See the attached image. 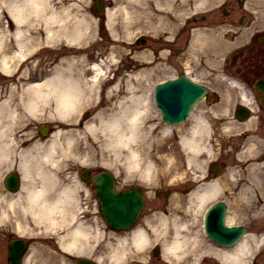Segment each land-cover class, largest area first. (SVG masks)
<instances>
[{"label": "bare ground", "instance_id": "obj_1", "mask_svg": "<svg viewBox=\"0 0 264 264\" xmlns=\"http://www.w3.org/2000/svg\"><path fill=\"white\" fill-rule=\"evenodd\" d=\"M123 8L126 9V5ZM3 12L7 13L9 19L6 29L2 27ZM63 13L62 10L53 8L51 0H0V40L4 41L1 33L4 35L10 33L15 36L18 48H22V44L28 40L26 32L37 34L42 32L43 39L48 42L61 38L63 41L67 40L71 43H83L86 31L85 18L82 16L74 20L76 22L69 24L66 20L67 15ZM110 14L114 13L110 12ZM82 51L78 55L62 57L43 80L25 86L22 92L17 95L8 94L0 102V156L4 157L8 152L10 153L12 145H14L10 143L9 139L7 140V134L11 130L9 120H22L24 114L26 118L27 114L36 117L48 116L47 112L51 105L62 120L68 121L75 118L76 114L74 115V113L85 105L86 99L89 97V79L86 74L90 73V79L95 81L106 68L103 59L91 63L86 61ZM16 54L20 55L21 53L20 51L14 52L12 57ZM9 60L10 55L6 53L0 55L1 69L10 70ZM135 73V67L123 71L122 75L110 85L106 96H110L111 92L117 95L121 90L122 81H125L126 84L124 93L117 95L114 102H108L100 108L94 119L86 121L84 125L86 131H91L95 138L86 145L88 157L97 156L101 159L107 157V159L118 161L124 160L132 174H135V162L138 161L139 154L138 149H135V141L146 148L150 144L147 140L146 143L139 142L147 136L150 130L149 126L142 125L147 118V98L139 94L135 88ZM100 102L101 98L96 105L98 106ZM14 105H20L22 109L18 106L16 108ZM5 116L7 120H3ZM16 125L18 126L19 123ZM59 133L57 131L45 141L33 138V136L25 137L30 135L27 130L21 134L25 137L22 140L26 145L19 147L17 158L19 156L24 184L17 194L9 197V207L14 208L13 211L6 213L8 209L3 212L0 210V221L15 217V219H22V223H24L25 214H30L31 217H35L34 221L37 223L42 221L45 223L43 226L50 227L55 220H61L67 216L68 211L65 205L72 197H75L76 192L69 189L68 185H60L59 179L56 177V167L60 164V160L56 158L55 153L63 143L56 138ZM78 133L80 132L77 130L76 132L73 130L67 132L65 146L67 154L71 152L74 146V135L76 136ZM180 142L183 145L196 146L187 136H181ZM144 168L143 173L147 174L150 171V166L147 165ZM28 223L35 226L31 221ZM18 225L21 226L20 221ZM80 231L83 229L81 223H78L72 230L61 235L58 239L60 247L66 251L82 249L84 241L78 236V234H82ZM130 238L137 245H142L145 242L144 237H139L135 230ZM178 246L179 242L176 238L167 249L175 250ZM34 249L30 251L29 259L33 256ZM40 253L41 255H50L45 248H41Z\"/></svg>", "mask_w": 264, "mask_h": 264}, {"label": "rangeland", "instance_id": "obj_2", "mask_svg": "<svg viewBox=\"0 0 264 264\" xmlns=\"http://www.w3.org/2000/svg\"><path fill=\"white\" fill-rule=\"evenodd\" d=\"M72 1V2H71ZM53 2V6L55 9L57 10H68V12H64L63 14H66L67 13H70V15H68L70 18H67L66 17V20L69 22V24H72L76 21L74 20H77V18H80L82 15L81 12L85 11L84 9V6H85V0H52ZM249 9H251V7H249ZM73 14H72V13ZM250 16L252 17V13L249 12ZM2 27L3 28H8V25L9 24V19L7 18V13L6 12H3L2 13ZM72 17V18H71ZM114 20L117 21V30L118 32L121 34H123L122 38H125V41L127 39H129V37L135 33V22H132L131 23V17L130 18H125V17H122L120 15H117L115 16ZM256 20V19H255ZM255 23V21H254ZM12 25V24H11ZM1 27V28H2ZM10 27V26H9ZM12 27V26H11ZM10 27V28H11ZM27 34V33H26ZM11 35V34H10ZM9 35H7L6 37H8ZM31 36V34H30ZM37 37H41V33L39 32V34H36ZM36 36L34 35L32 37V39H36ZM121 37V36H120ZM15 40V39H14ZM14 40H7L8 43H7V49H11V48H14L15 45H13L14 43ZM2 41V40H0ZM100 41V40H98ZM93 42L91 43L86 49H85V52L83 53V55L85 56V59H88L89 56H95V55H100V54H104L106 53V51L110 50L111 49V53L107 56V64L110 66V68L112 67L113 70H116L117 71V74L118 76H116L115 79H118L123 71H127L129 70L128 68L131 66V62H132V58H128L127 54L130 53L129 52V47H123V46H119V47H110L108 46V44H99L100 42ZM121 41V40H119ZM103 43H106V42H103ZM62 48H64L62 45H61ZM225 47V46H224ZM194 50V53H195V48H193ZM13 50V49H11ZM201 52L199 51L198 54H200ZM132 57L134 56L135 57V52H132ZM104 56V55H103ZM55 52L49 50L48 48H44L42 51H41V54L39 55V58L35 59V61L33 62H29L27 66H24L23 68H25V70L22 68L21 71L18 73V75L20 74H23V75H29V74H37L41 69L43 70L44 68H46L47 66L49 67L50 65L48 64H45L44 66L43 65H39V62L37 64V61L39 60H47V61H54L55 60ZM114 62V64H113ZM116 62V63H115ZM32 63V64H31ZM113 64V65H112ZM112 74V72L110 73V75ZM9 78H3L1 75H0V92L1 93H7V90L9 87ZM17 85H18V88L19 90H21L22 88L21 87V81H17ZM136 79H135V85H136ZM143 88L145 89V84L142 85ZM110 87V84L107 85V90L108 88ZM137 90H139V92H143L141 90V88H139V86L137 87ZM5 90V91H4ZM124 90H126V84H125V81H122L121 82V90L117 93V95H121L124 93ZM107 92V91H106ZM117 95L114 93V92H111L110 93V96H106L105 95V99H104V96H102V102L104 103H108V102H114L115 99L117 98ZM52 106V105H51ZM50 106V110L47 112V114L49 115H53L54 117L58 116L57 114H55L52 110V107ZM88 110H90L91 114L92 115L94 113V109H91V108H86ZM99 109V107H98ZM50 112V113H49ZM55 114V115H54ZM149 114V113H148ZM81 116V113L79 115V117ZM33 116H28V120L27 122H29V125H28V130H30L33 134V132L35 131V133L38 134V131H37V126L39 125V123L41 122H44V121H47V122H55V118H52V117H42V119H34L32 118ZM66 126V125H65ZM71 128V127H70ZM67 129V127H66ZM75 131L77 130V132H80L78 134H76V139H75V151H74V154L76 157L75 158V165L76 167L81 165V160H85V158L88 156V149H87V143L88 142H91L94 138L92 136V133L91 131H89V133L86 131L85 129V126H75ZM175 131V130H174ZM83 132V133H82ZM64 134H60V140H62L64 137ZM138 145V144H137ZM178 144H177V141H176V138H174L173 140H170L169 142H167V145H165L163 148L165 150V152H169V153H173L176 157V159H178V154L175 152V151H179V148L177 147ZM136 147V146H135ZM141 147V146H140ZM143 148V147H142ZM150 149H151V146L149 147L148 149V152H145V150L142 149L141 151V155L139 156L140 157V160L139 162L140 163H143L145 162V160H148L151 158V154H150ZM65 154V153H64ZM106 159V158H105ZM88 160V161H87ZM87 160H85L88 164H91V166H101V165H107V164H101L99 160H101V157H88ZM109 161H112L113 163H110V165L108 167H111L113 170H115L117 172V178L119 179V186H122L124 184H129V183H135V177H132V176H129L127 175L126 171V166H127V163L124 161V160H120V161H114V160H111V159H106ZM93 161V162H92ZM84 162V161H83ZM87 164V165H88ZM112 164V165H111ZM172 166V178L171 179H174L175 177L177 178L180 173H179V170H180V167H179V162L178 161H174V163L171 165ZM141 172L140 171H137L135 174L136 175H139ZM176 182H178L179 180H175ZM78 182V181H76ZM174 183V182H173ZM78 185V183H76ZM81 196H84L86 197V199H89L88 198V195H85L83 192L80 193ZM177 201V200H176ZM92 217H94V215H92ZM2 228L3 227H6L5 225L4 226H1ZM7 230H4L6 229ZM4 228L3 230H0V247H2V249L4 248V245H5V237H6V234H7V231L9 229H14V227H11V226H8ZM35 239V242L34 245H38L39 247H45L43 244H45L47 246V248H49L51 251L56 250V254L57 252L59 253V250L56 248V244H55V241L53 238H49V237H46V235H40V236H37L34 238ZM87 240V239H86ZM99 242H100V237L99 236H96V237H91L89 239V243L91 244L92 246V249L94 248V255L93 256H96L97 254H102L104 255L106 258H110L112 257V251L115 250V251H121V249L123 247H127L126 250H124L125 252L131 254L133 253V250L132 248L134 247L135 248V243L132 242L130 240V237L129 239L126 240V242L124 241L123 243H117V239L115 238H108V243H105L102 244L101 243V246H99ZM96 247V248H95ZM38 250V249H37ZM38 251L35 252V254L31 257L30 259V264H60L59 263V260L58 262H54L53 261V258L52 259H48L46 262H43L45 260H42L41 259V256L38 255ZM53 254V253H52ZM108 256H106V255ZM54 255V254H53ZM55 256V255H54ZM51 257V256H49ZM179 259V257H178ZM70 260V258H69ZM68 260V263H70V261ZM103 261H104V258H103ZM42 262V263H41ZM162 260H158L157 263H161ZM0 264H5L4 260L3 259H0ZM135 264V261L134 263ZM137 264H143V263H140V262H137Z\"/></svg>", "mask_w": 264, "mask_h": 264}, {"label": "flooded vegetation", "instance_id": "obj_3", "mask_svg": "<svg viewBox=\"0 0 264 264\" xmlns=\"http://www.w3.org/2000/svg\"><path fill=\"white\" fill-rule=\"evenodd\" d=\"M244 65L246 70L251 73L250 77L246 78V80L252 87L258 86L259 82L264 80L263 39L255 42V48L252 53L244 57ZM259 103L261 107H264L260 100ZM220 125L221 123L219 122L215 126L216 130L219 129ZM246 137V133L239 138L232 137V135L226 138L220 137V140L218 141L219 149L217 155L212 163V167L205 172L206 179L204 180V183L207 184L212 181H217L220 184L213 191L207 193L206 198L214 196V199L224 202L226 207L225 221L227 223L246 226V229H249L254 221H259L261 225H264V216L260 219L251 217L253 210L259 208V203H261V207L264 208V199L258 196L259 203H255L254 205L250 202H245V200H251V188L246 186V173L252 163L250 157H245L244 153L246 147L244 140H246ZM214 142L216 143V141ZM258 157L260 158L258 161L264 164V153H261ZM233 168L240 170L237 175ZM230 171L231 177L234 178V181L231 182L229 180L227 184H225V176L226 174L228 175ZM182 190L185 197L194 192L193 185L184 186ZM215 190L216 192H214ZM215 244L218 245L217 243ZM215 248L217 249L216 251L220 250L217 246H215ZM221 250L228 251L224 249ZM201 263L226 264L217 254H215L212 259H208L207 262L202 261Z\"/></svg>", "mask_w": 264, "mask_h": 264}, {"label": "water", "instance_id": "obj_4", "mask_svg": "<svg viewBox=\"0 0 264 264\" xmlns=\"http://www.w3.org/2000/svg\"><path fill=\"white\" fill-rule=\"evenodd\" d=\"M104 197H108V195L104 196ZM109 197H111V195H109ZM124 197H127L128 201L130 203H132V207L135 210V192H133V191L127 192V193L124 194ZM112 214L113 215H117V214L123 215L124 214V210L117 206L115 209H113Z\"/></svg>", "mask_w": 264, "mask_h": 264}]
</instances>
